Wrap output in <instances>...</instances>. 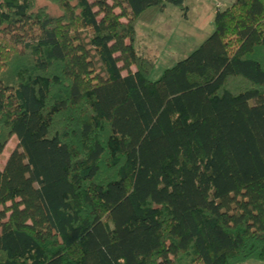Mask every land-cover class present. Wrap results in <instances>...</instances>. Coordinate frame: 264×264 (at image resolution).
<instances>
[{
    "label": "trees",
    "instance_id": "16d2710c",
    "mask_svg": "<svg viewBox=\"0 0 264 264\" xmlns=\"http://www.w3.org/2000/svg\"><path fill=\"white\" fill-rule=\"evenodd\" d=\"M0 0V264L264 263V0L148 77L184 0Z\"/></svg>",
    "mask_w": 264,
    "mask_h": 264
},
{
    "label": "rangeland",
    "instance_id": "374dc122",
    "mask_svg": "<svg viewBox=\"0 0 264 264\" xmlns=\"http://www.w3.org/2000/svg\"><path fill=\"white\" fill-rule=\"evenodd\" d=\"M233 0H184L185 11L168 5L153 25L139 24L136 27L135 48L142 55L153 58L154 68L148 80L159 79L163 71L172 68L196 50L214 31L216 8L223 9ZM37 8H45L51 17H58L59 11L46 0H35ZM14 141L0 157V165L8 152L15 148ZM242 264H264L246 261Z\"/></svg>",
    "mask_w": 264,
    "mask_h": 264
}]
</instances>
